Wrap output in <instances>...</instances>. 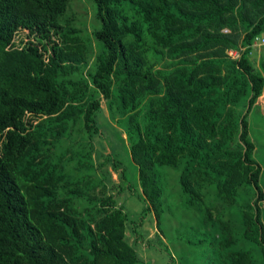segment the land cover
<instances>
[{"label": "trees", "instance_id": "obj_1", "mask_svg": "<svg viewBox=\"0 0 264 264\" xmlns=\"http://www.w3.org/2000/svg\"><path fill=\"white\" fill-rule=\"evenodd\" d=\"M92 1L0 0V264H144L180 220L208 264H264V0Z\"/></svg>", "mask_w": 264, "mask_h": 264}, {"label": "rangeland", "instance_id": "obj_2", "mask_svg": "<svg viewBox=\"0 0 264 264\" xmlns=\"http://www.w3.org/2000/svg\"><path fill=\"white\" fill-rule=\"evenodd\" d=\"M69 3L74 10L83 8L87 12L89 20L95 13V5L92 0H69ZM261 49L262 45H252V51L255 59L259 57ZM103 108L105 113L108 115L105 101H103ZM261 115L264 116V96L257 98V104L254 108H252L249 120V135L256 144L255 155L261 161H264V119L260 117ZM101 121H103V119H101ZM120 133L124 136L123 131H120ZM111 136L118 137L116 134H112ZM114 141L119 148L124 146L122 139L114 138ZM96 146L101 147L98 146V144H96ZM103 152H108V149L104 148ZM261 163L262 165L264 164L263 162ZM111 169L110 165H107L106 171L110 173L111 179L114 183H119L118 173H115ZM261 178L262 187L264 189V171L261 174ZM118 202L125 205V211L132 218H136L137 213L140 210L141 203L135 196H131L130 193L125 192L119 196ZM261 207L263 209L264 222V200L261 202ZM178 222H180V225L176 228L175 226H172L169 230H167L168 234L166 233L167 235L162 238L163 245L159 244L156 240L155 243H151L150 248L152 249L150 250L147 248L146 243L141 241L138 246V251L144 259V264H169L168 259L170 260V256L173 259L174 264H208V251L204 248L200 249V247L193 246L192 244L197 241L198 237L192 236V231H190V233L186 231V229H189V224H183L182 220ZM140 229L143 233H145L147 240L153 239L156 229L154 227V219L152 215L149 218L143 219ZM127 234L130 240L133 241L135 235L131 234L129 230L127 231Z\"/></svg>", "mask_w": 264, "mask_h": 264}, {"label": "built area", "instance_id": "obj_3", "mask_svg": "<svg viewBox=\"0 0 264 264\" xmlns=\"http://www.w3.org/2000/svg\"><path fill=\"white\" fill-rule=\"evenodd\" d=\"M252 45H264V35L254 38ZM228 55L232 58L238 57L239 53L236 50H228Z\"/></svg>", "mask_w": 264, "mask_h": 264}, {"label": "crops", "instance_id": "obj_4", "mask_svg": "<svg viewBox=\"0 0 264 264\" xmlns=\"http://www.w3.org/2000/svg\"><path fill=\"white\" fill-rule=\"evenodd\" d=\"M264 170V169H263Z\"/></svg>", "mask_w": 264, "mask_h": 264}]
</instances>
